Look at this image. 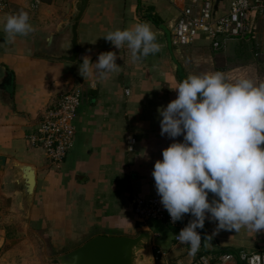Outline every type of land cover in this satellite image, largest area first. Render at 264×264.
Listing matches in <instances>:
<instances>
[{
    "label": "crops",
    "instance_id": "crops-1",
    "mask_svg": "<svg viewBox=\"0 0 264 264\" xmlns=\"http://www.w3.org/2000/svg\"><path fill=\"white\" fill-rule=\"evenodd\" d=\"M71 1L7 0L0 8V154L6 157L0 170V264H42L40 256L48 247L64 251L95 233L134 234L141 229H149L153 247L162 250L159 262L187 264L194 255L175 240L174 227L158 219L141 222L131 201L133 194L158 195L151 174L154 163L173 139H183V134L175 138L161 135L157 109L176 98L174 88L189 74L187 59L190 55L205 57L207 44L219 48L237 42L255 34L259 26L263 38L257 41L258 50L252 51L264 67L260 56L264 13L256 16L249 35L199 39L184 46L174 43L167 31L188 0H87L77 24V57L67 60L58 57L68 42L60 25ZM21 9L28 12L33 31L7 42L4 17ZM135 22H148L161 45L158 52L137 61L131 59L126 46L117 49L103 37ZM104 51L116 53L119 70L103 79L94 69L89 76H81L82 57L87 55L95 62ZM225 69L220 66L214 71ZM256 71L251 79L264 81V73ZM73 88L82 93L74 121V145L55 165L29 136L46 107ZM131 136L135 144L129 149ZM17 162L33 164L36 171L27 214L24 191L16 182ZM213 198L209 193L208 199ZM207 215L201 230L204 238L211 239L204 241L203 252L264 250V229L257 233L244 227L220 229L213 234L217 222Z\"/></svg>",
    "mask_w": 264,
    "mask_h": 264
},
{
    "label": "clouds",
    "instance_id": "clouds-1",
    "mask_svg": "<svg viewBox=\"0 0 264 264\" xmlns=\"http://www.w3.org/2000/svg\"><path fill=\"white\" fill-rule=\"evenodd\" d=\"M5 40L33 31L23 9L6 14ZM117 49L126 46L137 61L161 45L148 22L117 27L104 36ZM116 53L104 51L95 62L84 55L78 71L106 78L119 70ZM176 98L158 107L161 135L175 138L162 149L152 177L162 206L173 222L193 217L177 236L194 253L201 244L198 228L207 218L220 229H264V81L241 77L229 81L222 71L189 73L174 88ZM209 193L214 198L208 199ZM210 236L204 240L209 241Z\"/></svg>",
    "mask_w": 264,
    "mask_h": 264
},
{
    "label": "built area",
    "instance_id": "built-area-1",
    "mask_svg": "<svg viewBox=\"0 0 264 264\" xmlns=\"http://www.w3.org/2000/svg\"><path fill=\"white\" fill-rule=\"evenodd\" d=\"M7 0H0V8ZM264 13V0H229L228 4L219 3L214 11V0H188L175 19L171 27L172 41L179 45L192 43L198 36L216 39L219 36L240 35L253 33L255 18ZM264 61V48L260 52ZM82 102L79 88H73L61 93L56 101L47 106L42 113V119L29 136L30 142L38 146L49 158L51 163H61L68 150L74 145L75 118ZM135 137L128 140L129 149L133 148ZM133 211L136 217L145 222L151 219L163 220L175 229L174 238L177 242L178 232L186 226L193 217L190 213L183 214L182 219L173 222L160 202L159 195L145 197L133 194ZM201 235V244L192 253L194 257L187 264H264V250L221 251L207 254L202 251L204 235L201 228L197 229ZM188 251L189 245L185 244ZM190 252V251H189ZM162 250L154 248V255L159 262Z\"/></svg>",
    "mask_w": 264,
    "mask_h": 264
},
{
    "label": "water",
    "instance_id": "water-1",
    "mask_svg": "<svg viewBox=\"0 0 264 264\" xmlns=\"http://www.w3.org/2000/svg\"><path fill=\"white\" fill-rule=\"evenodd\" d=\"M222 0H214V11ZM87 0H72L69 13L63 17L61 30L68 36L63 55L58 57L75 60L78 52L77 24ZM5 155L0 154V170L5 164ZM16 182L23 194L25 214L29 210L36 185L33 164L16 163ZM26 217V216H25ZM152 232L141 229L134 234L99 232L67 250L56 254H42L44 264H157L154 255Z\"/></svg>",
    "mask_w": 264,
    "mask_h": 264
},
{
    "label": "rangeland",
    "instance_id": "rangeland-1",
    "mask_svg": "<svg viewBox=\"0 0 264 264\" xmlns=\"http://www.w3.org/2000/svg\"><path fill=\"white\" fill-rule=\"evenodd\" d=\"M229 0H223V3L228 4ZM256 35L252 34L249 37H244L237 42H231L229 44L220 46L219 48L214 47L211 44H207L205 47L206 49V56L199 59V57H192L191 59H187L183 56V61L185 59L188 60L186 65L188 71L187 73H200L198 70L202 69L204 72H213L214 68L224 66L226 69L223 71L224 75L229 79V81H235L241 77L252 78V76L256 75V70H260L264 73V67L261 65L258 55L253 54V49L256 51L258 50L257 45L261 43L263 38V30L261 27H256ZM260 37H258V36ZM167 36L171 38V31H167ZM232 38H240V35H232ZM199 39H205L203 36H198L192 43L198 42ZM259 41V43H257ZM172 42L171 39L169 41ZM188 44L184 45L187 46ZM209 70V71H206ZM203 72V73H204ZM227 73V74H226ZM229 75V76H228ZM60 251L55 250L52 247H48L46 249V253L48 255L56 254ZM37 253L39 251L37 250ZM41 257V256H40ZM42 261V258L39 259ZM42 264L43 261H42ZM157 264H169L168 261H160Z\"/></svg>",
    "mask_w": 264,
    "mask_h": 264
}]
</instances>
